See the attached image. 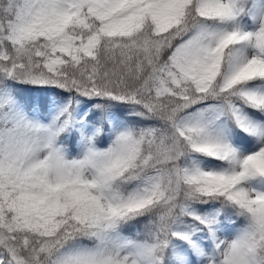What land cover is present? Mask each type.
Masks as SVG:
<instances>
[{
    "label": "snow or ice",
    "instance_id": "obj_1",
    "mask_svg": "<svg viewBox=\"0 0 264 264\" xmlns=\"http://www.w3.org/2000/svg\"><path fill=\"white\" fill-rule=\"evenodd\" d=\"M0 264H264V0H0Z\"/></svg>",
    "mask_w": 264,
    "mask_h": 264
}]
</instances>
